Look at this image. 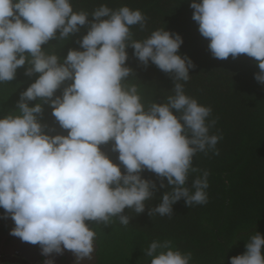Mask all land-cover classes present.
Masks as SVG:
<instances>
[{"label":"clouds","instance_id":"9594fccd","mask_svg":"<svg viewBox=\"0 0 264 264\" xmlns=\"http://www.w3.org/2000/svg\"><path fill=\"white\" fill-rule=\"evenodd\" d=\"M190 7L212 56L253 58L254 79L264 85V0H192ZM136 25L143 31L146 17L128 6L101 4L89 13L75 11L71 0H0V83L13 81L26 64V76L39 74L21 93L18 113L0 118V219L14 222L10 235L40 247L44 264H55L52 257L66 250L76 264L91 260L96 233L87 222L108 223L119 216L127 225L121 215L126 208L144 212L145 201L158 190L155 181L141 175L145 170L156 174L159 188L165 178L172 187L149 215L170 216L182 198L189 206L208 202L207 170L191 190L186 183L198 171L192 167L196 153L218 156L216 145L223 137L209 134L216 124L208 122L211 107L185 92L195 66L179 54L181 35L157 28L136 40L131 31ZM81 27L87 28L77 41L82 51L69 50L63 61L42 47L57 33L65 40ZM129 47L145 67L151 63L173 76L174 94L166 103L146 107L138 86L125 82L133 72L126 66ZM37 99L52 109L67 135L46 133L43 105L29 106ZM109 143L119 164L101 150ZM245 247L230 264H264V236L250 235ZM147 255L151 264L192 260L190 252L174 249L170 241H153Z\"/></svg>","mask_w":264,"mask_h":264},{"label":"trees","instance_id":"16d2710c","mask_svg":"<svg viewBox=\"0 0 264 264\" xmlns=\"http://www.w3.org/2000/svg\"><path fill=\"white\" fill-rule=\"evenodd\" d=\"M75 11L91 13L101 4L112 9L128 6L139 9L146 17L147 25L142 31L139 25L132 26L133 39L143 40L152 30L178 33L183 38L179 49L181 56H188L194 68L189 70L190 79L184 83L187 95L212 109L210 135L223 138L216 145L219 155L197 152L192 167L197 172L190 173L186 187L192 189L195 178L207 170L209 175L208 202L204 205L189 206L182 198L172 206L170 216L158 213L149 215L162 202L164 194L172 187L163 180L165 187L159 188L160 180L155 173L145 170L143 178L157 183L158 190L145 201V210L136 213L126 208L121 214L129 220L127 225L119 216L110 222H87L94 230L93 264H151L152 257L147 249L153 241H170L174 249L184 254L191 253L190 264H230L231 257L246 251L248 237L254 233L264 236V85L254 79L258 72L253 58L241 55L225 60L216 59L208 48L209 41L201 36L198 24L192 19V0H71ZM199 2V0H196ZM91 19V15L89 16ZM87 34L81 27L79 33L65 40H50L42 47L56 54L61 61L69 50H81L78 40ZM133 49H127L126 66L133 69L125 81L136 84L140 90L142 103L163 104L174 94V78L164 73L154 64L142 65L134 56ZM26 64L17 70L16 78L0 83V118L18 113L16 107L22 92L35 82L39 74L26 76ZM56 95L62 94L64 86ZM43 105L41 123L46 125V133L63 134V130L52 116V109L37 99L30 101ZM174 114L179 116L180 113ZM54 129V131H49ZM101 150L113 163L119 164L118 153L112 151V144L102 145ZM122 172L124 171L123 165ZM4 213L0 209V216ZM8 219H0V226L6 227ZM7 228V227H6ZM161 249L157 250V253ZM264 254V250H262ZM1 255V254H0ZM43 261V257L41 258ZM8 264V263H5Z\"/></svg>","mask_w":264,"mask_h":264},{"label":"rangeland","instance_id":"374dc122","mask_svg":"<svg viewBox=\"0 0 264 264\" xmlns=\"http://www.w3.org/2000/svg\"><path fill=\"white\" fill-rule=\"evenodd\" d=\"M6 227L0 226V254L15 255L26 259L29 263L39 264L44 263L47 259L41 254V249L38 245H32L27 242H22L19 238L10 235V231L15 226L14 222L9 218L6 222ZM43 257V261L41 258ZM55 263L61 264H76V258L70 251H64L62 255H54L52 257ZM93 259H84L81 264H93Z\"/></svg>","mask_w":264,"mask_h":264},{"label":"water","instance_id":"95a60500","mask_svg":"<svg viewBox=\"0 0 264 264\" xmlns=\"http://www.w3.org/2000/svg\"><path fill=\"white\" fill-rule=\"evenodd\" d=\"M30 264L23 258L17 256H0V264Z\"/></svg>","mask_w":264,"mask_h":264},{"label":"crops","instance_id":"0c3cea01","mask_svg":"<svg viewBox=\"0 0 264 264\" xmlns=\"http://www.w3.org/2000/svg\"><path fill=\"white\" fill-rule=\"evenodd\" d=\"M30 264H34V263H30ZM39 264H44V263H39ZM55 264H59V263H55ZM61 264V263H60Z\"/></svg>","mask_w":264,"mask_h":264}]
</instances>
